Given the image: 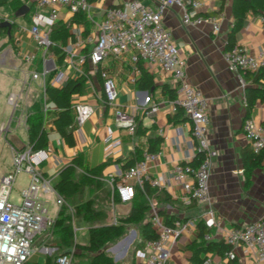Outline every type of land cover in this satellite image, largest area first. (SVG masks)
<instances>
[{
	"label": "crops",
	"instance_id": "1",
	"mask_svg": "<svg viewBox=\"0 0 264 264\" xmlns=\"http://www.w3.org/2000/svg\"><path fill=\"white\" fill-rule=\"evenodd\" d=\"M19 1L21 5L30 7L25 16H19L18 9H11L7 3L0 4V20H13L15 24L13 37L17 47L15 51L8 36L0 33V88H5L6 102L10 93L20 94L19 106L13 111L14 118L9 120L12 107L8 102L7 115L3 118L0 115V126L8 123V128L0 133V138L2 137L4 144L9 146L11 153L10 160L1 169L0 175L5 174L9 169L13 150L29 143L25 116L27 119L32 112V104L35 103L43 115V128L47 131L48 137L45 148H48L50 152L49 159L39 166L49 183L45 187H40L38 191L46 208L50 200L54 204L53 215L48 214L54 219L58 216L60 205L56 203V197L60 193L56 185L61 179L62 168L71 164L76 155L81 156L84 167L98 170L100 184L98 190L94 191L97 198L93 203L99 207L97 220L95 224L86 225V239L77 240L73 229V239L77 243L86 244L89 226L119 224L121 218L127 215L131 202L113 201L115 189L110 183L111 176L122 168L124 160L131 156L136 146H145L148 137L159 135L161 142L157 145V150L153 151L157 152L158 156L146 163L148 172L157 181V185L153 186L157 188V191L148 198L149 207L144 220L149 219L152 211L155 210L157 213L161 211V216L169 215L173 223L178 221L185 225V228L175 237L167 264H192L190 257L193 248L199 242L198 223L201 220L203 222L202 213L207 204L183 202L181 185L171 177V170L176 163L187 162L194 156L188 116L182 111V117L174 118L176 110L173 109L170 99L162 94L163 84L173 88L174 82L171 76L145 61L137 63L138 72L136 73L128 55L120 58L109 57L97 67L88 61L85 64L79 62V57L86 55L91 48L92 42L84 43L83 41L87 36L95 38L97 29L94 22L102 17L103 9L108 5L121 4L130 0H90L89 11L83 12L87 18L85 22L76 14L70 13L64 6H58L56 22L65 23L68 26L72 39L68 38L67 43L73 44L75 54L73 62H69L64 53L61 64L58 63L57 55L52 51L46 50L43 58V49L36 47L29 32L33 24L32 15L38 13L40 20L43 21L48 15V10L38 7L37 0ZM141 1L152 5L157 0ZM198 1L200 2L199 14H213L220 17L219 31L213 32L211 26L205 23L184 25L181 21L182 9L179 6H170L165 9L162 13V22L171 31L172 40L178 47L181 68L187 81L208 99L209 124L206 136L210 146L216 150V156L210 168L208 204L213 208L215 217L221 224L220 227L205 228V233L209 235L206 241L217 242L221 240L223 228L255 221L264 212V155L261 165L254 168L248 178L244 174L241 160V152L251 149L250 143L243 134L242 124L246 118L250 117L256 124L264 126V101H257L249 116H245L243 93L245 87L252 84L244 79L242 71L239 73L230 71L222 57L234 19L232 0H225L222 7H220V0ZM232 41L234 46L249 52L264 49V22L261 14L248 11ZM28 54L35 55L33 62L24 59ZM49 61H52L54 66L47 69ZM140 67L153 76L155 83V88L150 92L147 91L146 95L143 93L146 90H138L135 87V81H130L131 76H135L136 79L140 74ZM34 68L40 72L46 71L50 84L51 77L55 76L57 71H62L64 74L62 83L53 82L51 85L54 86H61L67 79L76 78L86 71L82 93L71 95L70 102L72 105L77 102L88 103L93 106L94 112L81 126L73 128L74 144L71 146L64 142L54 128L53 121L57 107L51 100L44 99L40 80L31 77L30 72ZM101 69L107 70L115 80L117 95L112 104L105 100L101 77L98 74ZM152 103L158 105V110L152 115H145L143 110ZM116 109L133 116L136 124L142 128L141 131L139 133L134 131L131 134L127 129L117 126ZM73 114L72 108V118ZM151 126L153 127L149 128ZM107 127L113 130L111 138H107ZM21 130L25 132L24 140L18 138ZM115 141L117 142L108 149L107 145ZM1 162L0 158V164ZM73 169L71 177L78 181L84 172L80 167L73 166ZM86 188L84 187L82 192ZM81 193L73 196V206H79L85 202V199L77 200ZM66 201L68 203V200ZM104 208H107L106 217L102 213ZM94 210L97 209L94 208ZM74 225L75 222L72 228ZM124 226L129 229L128 235L109 242L108 248L112 252H108L107 249L105 252L112 257L115 264H133V262L137 264L138 260L134 257L133 250L140 240L141 221L126 223ZM229 248L235 254L234 259L238 264H259L253 253L243 245L229 246ZM129 251L130 257L126 259ZM63 252L70 254L72 264H78L85 259L74 257L73 253H80V251L72 246L70 250L65 249L61 233L52 231L36 243V250L25 264H56L55 257ZM227 252L220 255L213 247L205 254L200 253L199 256L202 259L209 256L212 264H226L230 258Z\"/></svg>",
	"mask_w": 264,
	"mask_h": 264
},
{
	"label": "built area",
	"instance_id": "2",
	"mask_svg": "<svg viewBox=\"0 0 264 264\" xmlns=\"http://www.w3.org/2000/svg\"><path fill=\"white\" fill-rule=\"evenodd\" d=\"M37 6L46 8L48 15L40 20V15H32L33 24L29 28L31 37L37 48L43 49V58L50 45V28L58 19V6H64L70 13L88 12L89 0H37ZM170 6H179L182 9L181 21L184 25L209 24L213 32L220 29V17L213 14H199L200 2L198 0H157L150 5L141 0H130L121 4L108 5L103 9L102 17L95 21L97 33L95 38L87 36L84 43L92 42L86 55L79 57V62L88 61L95 67L105 59L120 58L128 55L129 61L134 66V72H138L137 63L145 61L158 67L163 73L170 75L173 80L174 98L170 103L174 110L180 108L190 120V134L193 141L194 155L201 152V158L195 166L187 162L176 163L171 170L173 180L181 185V199L185 203L195 202L207 204L202 213L204 226L220 227V220L215 217L213 208L209 202V176L216 150L208 142L206 133L209 124L208 99L186 79L181 68V59L176 43L172 40L171 31L162 22V13ZM43 23V24H42ZM43 27H41L42 25ZM69 62H73L74 48L72 43L62 47ZM35 55H25L24 59L33 62ZM222 57L230 71L239 73L242 70L255 71L264 68V49L249 52L238 46L226 48ZM46 71L32 70L33 79H39L41 93L44 99L46 83L50 84ZM102 80V89L107 103H114L117 95L115 80L105 69L99 70ZM64 74L57 71L51 77L52 83H62ZM135 81V76L130 77ZM20 94L10 93L7 102L12 107L9 120L14 118L13 111L19 106ZM73 108V127L81 126L94 112L92 105L77 102ZM158 110V105L152 103L143 110L145 115H152ZM45 111V108H44ZM116 125L127 129L131 134L135 131L136 122L133 116L116 109ZM26 120V116H25ZM8 128V123L0 126V133ZM242 131L250 143L254 153L264 151V126L256 124L253 119L246 118L242 124ZM107 138H111L113 130L106 128ZM114 143L107 145L109 149ZM48 148L32 149L29 143L21 148L13 150L12 170L0 177V264H25L31 254L36 250V243L50 234L55 219L48 214L44 201L38 195L40 187L48 185L49 180L40 171L39 166L49 159ZM157 152L143 153L141 160L119 169L111 176L110 183L117 192L120 202H129L135 192V187L142 189L144 183L156 186L157 181L148 172L146 163L154 160ZM24 171L28 177V183L20 190L21 200L16 204L9 200L15 175ZM113 199V196H112ZM56 203L66 205L70 209L62 195H57ZM156 232L154 239L146 240L143 247L133 252L139 264H167L171 247L175 237L185 228V225L176 221L167 224L155 210L149 218ZM72 224L74 221L72 219ZM209 235L204 233L203 239ZM221 240L234 247L243 245L249 249L256 262L264 264V212L259 219L247 222L243 225H232L223 228ZM227 255L234 258L235 254L228 250ZM56 264H70L69 253L58 254L55 257ZM203 264H212L209 256L204 257Z\"/></svg>",
	"mask_w": 264,
	"mask_h": 264
},
{
	"label": "trees",
	"instance_id": "3",
	"mask_svg": "<svg viewBox=\"0 0 264 264\" xmlns=\"http://www.w3.org/2000/svg\"><path fill=\"white\" fill-rule=\"evenodd\" d=\"M90 1V0H89ZM225 0H220V7H222ZM1 3H7L11 9L16 10L20 7L21 3L19 0H0ZM233 23L231 30L227 35L226 48L234 46L233 38L234 34L243 24L248 11L253 13H259L262 16L264 22V0H232L231 4ZM215 13V12H212ZM76 16L82 20L86 21V16L83 12L76 13ZM15 24H12L10 33L7 34L5 27H0V33L2 35H7L12 43L15 51L17 47L14 43L13 31ZM50 45L47 47L48 51H52L57 55V61L59 64L63 62L64 51L62 47L67 44L68 38L72 39L68 32V26L65 23L54 22L50 28L49 32ZM86 61H84V64ZM140 69V74L135 79V87L138 90L151 91L154 86L153 76L146 70ZM86 70V69H85ZM244 79L248 81L252 86H246L244 89V106H245V116L248 117L254 104L257 101H264V68H259L255 71L242 70ZM86 71L76 78H69L65 84L61 86H54L46 83L45 95L46 98L51 100L57 107V113L53 121L55 130L60 134L64 142L71 146L74 144L73 138V124H72V104L70 102V96L73 94L82 93V87L86 81L85 76ZM98 73V72H97ZM51 74V73H50ZM99 74V73H98ZM102 82V80H101ZM162 94L166 95L169 99L174 98V89L169 87L167 84L162 85ZM32 112L27 116V137L29 145L32 149L45 148L48 143L47 131L43 128V115L41 110L35 103L32 104ZM182 110L180 108L176 109L174 118L182 117ZM153 126L149 127L152 128ZM141 127L136 124L135 132L139 133ZM161 142V137L159 135H153L148 137L145 146H136L131 152V156L126 158L122 164V168H125L137 160L142 159V153L144 151L153 152L157 150V145ZM201 152H196L193 158L187 163L195 166L199 159L201 158ZM264 153H254L252 149H246L241 152V160L243 164L244 174L248 178L252 170L261 165ZM80 155H76L72 159V163L66 165L61 170V179L57 183V191L69 202L72 201L73 196L77 193H81L84 187L91 186L95 187L100 184L98 179V170L90 169L83 166L80 159ZM73 166L80 167L83 170V174L78 181L72 179L71 174L73 172ZM157 191V188L150 186L148 183H144L142 189L138 186L135 187V192L133 198L129 201L131 202L130 209L124 218H121L119 224H101V225H91L88 228V242L86 244L77 243L73 237V228L71 223V217L68 214V207L66 205H61L59 209L58 216L56 217L53 225V232H60L63 238V245L65 249L70 247L77 248L80 253H73L74 257H82L84 253H89L87 264H115L112 257L103 251L109 242L117 239L124 231V224L126 223H137L141 221L140 226V240L134 247L133 252L141 248L146 240L154 239L156 237V232L154 231L149 219L144 220L145 213L149 207L148 198L152 197ZM113 201H119L116 190L113 191ZM84 203L81 205L73 206L75 210V215L80 213L86 214L89 220H92L94 215V209L91 207V212L84 208ZM87 210V211H86ZM161 214V211L158 212ZM74 217V214H73ZM164 222L167 224H173L172 219L169 215L162 216ZM58 226V227H57ZM206 227L204 223L199 221L198 223V238L199 242L193 248L190 261L192 264H203V259L200 257V253H206L207 251L216 248L220 255H224L228 251L229 245L224 243L222 240L217 242H208L203 239V235L206 232ZM84 260V259H83ZM81 263V262H79ZM78 263V264H79ZM72 264V261L71 263ZM75 264V263H74ZM133 264H136L133 262ZM139 264V263H137ZM226 264H238L236 259L229 258Z\"/></svg>",
	"mask_w": 264,
	"mask_h": 264
},
{
	"label": "rangeland",
	"instance_id": "4",
	"mask_svg": "<svg viewBox=\"0 0 264 264\" xmlns=\"http://www.w3.org/2000/svg\"><path fill=\"white\" fill-rule=\"evenodd\" d=\"M25 23H27L26 20H25ZM6 71H10V70L6 69ZM5 92H6L5 88H0V115L2 116V118L7 115V109L9 108V106L7 105L6 99H5L6 94H7ZM18 136H19L18 138L20 140H24L25 132L22 131V130L19 131ZM0 156H1L0 158L2 160V162L0 164V172H1V169H3V167L6 165V163L10 160V156H11L9 146L7 144H4V141H3L2 137L0 138ZM11 170H12V158H11L10 167L6 171V173L11 171ZM1 176L2 175H0V177ZM27 183H28L27 174L24 171L17 172L16 175H15V180L13 182L10 195H9V200L12 203H16L17 204L21 200L20 190H21L22 187L26 186ZM98 188H99L98 186H95V187L87 186V188L84 190V192L79 194L78 197H77V200H79V201L85 199L84 208L88 210V211L86 210L87 212L92 213L91 212L92 211L91 207H92V209H94V208L97 209V210L94 211V215H93L92 220H89L87 218V215L83 214V213H80L79 215H75V210L73 208V201L70 202V209H68L67 212H68L69 216L71 217V222H72V219L75 222V225L73 226V229H74V232H75V237L79 241L82 240V239H86L87 238V226L86 225L95 224L94 222H95V220H97L99 207H98V205L97 206L93 205V203L96 202L95 198H97V196H95V194H94V191L98 190ZM106 207H108V206H106ZM47 209H48V213L50 215H53L54 204H53V202L51 200L47 204ZM106 209L107 208H104V210H102V213H103L104 217H106V215H107V210ZM73 214H74V217H73ZM81 225H85V226H81ZM128 230L129 229L125 228V226H124V231L117 238V240L118 239H122L124 236H127L128 233H129ZM109 246H110V243L107 244V246L103 249V251H105L107 249L108 252H112V250L110 248H108ZM130 251L128 252V254L126 256V259L130 257L129 256ZM88 255H89V253H84L83 254V258H85V259L81 260V263L88 262V259H86V258H88Z\"/></svg>",
	"mask_w": 264,
	"mask_h": 264
},
{
	"label": "water",
	"instance_id": "5",
	"mask_svg": "<svg viewBox=\"0 0 264 264\" xmlns=\"http://www.w3.org/2000/svg\"><path fill=\"white\" fill-rule=\"evenodd\" d=\"M29 10H30L29 6H27L25 4L20 5V7L18 8V11L20 13L19 16H25L29 12ZM12 24H13V20H8V19H1L0 20V27H5L7 34L10 33V29L12 27ZM53 66H54V63L52 61H49L47 69L52 68ZM154 88H155V86H153L151 90H153ZM146 92L147 91H143V93L145 95H146ZM66 253H68V252H63L61 254H66Z\"/></svg>",
	"mask_w": 264,
	"mask_h": 264
}]
</instances>
